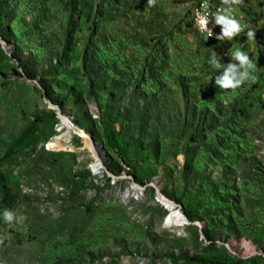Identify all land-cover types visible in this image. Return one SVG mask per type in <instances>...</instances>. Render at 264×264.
Here are the masks:
<instances>
[{"label": "rangeland", "instance_id": "374dc122", "mask_svg": "<svg viewBox=\"0 0 264 264\" xmlns=\"http://www.w3.org/2000/svg\"><path fill=\"white\" fill-rule=\"evenodd\" d=\"M199 1L0 0V264H264V0L224 41ZM236 48L257 80L225 91ZM57 111L89 143L50 145Z\"/></svg>", "mask_w": 264, "mask_h": 264}, {"label": "clouds", "instance_id": "9594fccd", "mask_svg": "<svg viewBox=\"0 0 264 264\" xmlns=\"http://www.w3.org/2000/svg\"><path fill=\"white\" fill-rule=\"evenodd\" d=\"M243 0H220L218 6H216L215 13L209 16L207 13L208 3H202L201 8L205 9L204 12L197 10L195 12V25L201 32H207L208 36H213V31L209 27L210 24L220 27V32L216 33V39L219 41L232 40L239 36L244 31L240 21L232 14L233 6L242 4ZM156 0H147L149 7H154ZM255 32L248 31L247 37L254 38ZM231 62L226 65L220 63V59H217L215 53L209 59V64L214 69H223L221 74L215 77V84L225 91L235 90L241 87L248 81L255 83L257 77L253 75L256 70V63L250 58V56L244 52L241 48H236L231 52ZM3 218L5 222L12 223L16 216L13 211L5 209L3 212ZM3 243V240H0Z\"/></svg>", "mask_w": 264, "mask_h": 264}, {"label": "bare ground", "instance_id": "6f19581e", "mask_svg": "<svg viewBox=\"0 0 264 264\" xmlns=\"http://www.w3.org/2000/svg\"><path fill=\"white\" fill-rule=\"evenodd\" d=\"M207 2H209L208 0H200L195 6H194V9H193V14H194V17H193V20H194V25H195V12L197 11V10H199V11H201V4L202 3H207ZM216 10V7H214L212 4H211V11H215ZM205 10H203V12H204ZM207 11V13L209 14V16L211 17V15H212V12L210 11V10H206ZM196 26V25H195ZM209 27H210V25H209ZM218 27L219 26H214L213 25V27H210L211 29H212V31H213V33L214 34H216V33H218V32H220L219 31V29H218ZM197 28V27H196ZM198 29V28H197ZM216 30H218V31H216ZM198 31L199 32H201L199 29H198ZM202 34H204V35H206V36H208V33L207 32H201ZM209 37V36H208ZM61 119H62V122L63 123H65V125H66V127L68 128V129H64L65 130V132L63 133H61L62 135L61 136H56L55 138H53V141L51 142L50 141V145H55V146H60V144H59V142L60 141H68V138L70 137V133H71V130H73V131H75L77 134H79V135H81L83 138H84V141L86 142V143H89V136L82 130V129H79V128H77V127H75L72 123V127H70L69 126V124H68V121H67V119H66V117H61ZM70 127V128H69ZM72 131V132H73ZM56 134V133H55ZM72 134V133H71ZM61 143V142H60ZM57 148V147H56ZM90 148H91V150L93 151V153H94V155H95V157H96V160H95V162H93V164H92V166L93 167H95L97 164H99L100 163V157L96 154V149H95V147L94 146H90ZM69 149V148H68ZM90 150V149H89ZM98 153V152H97ZM103 163V162H102ZM253 174V173H252ZM133 189H137V186H133ZM140 193V192H139ZM160 199L164 202V204L167 206V208L169 209V214L167 215V217H166V219H167V223H177V222H179L180 220H181V218H182V215H181V212L179 211V210H177V209H174V208H172V202L171 201H169L168 199H166V198H164V197H162V196H160ZM168 226V225H167ZM244 245H246V244H244ZM247 246V245H246ZM246 249H249L248 248V246L246 247ZM246 253H247V251H246Z\"/></svg>", "mask_w": 264, "mask_h": 264}, {"label": "trees", "instance_id": "16d2710c", "mask_svg": "<svg viewBox=\"0 0 264 264\" xmlns=\"http://www.w3.org/2000/svg\"><path fill=\"white\" fill-rule=\"evenodd\" d=\"M5 35H6V33L5 32H3V33H0V36H1V38L2 39H4L5 38ZM79 120H81L80 118H79ZM78 120V121H79ZM29 127V126H28ZM202 264H236V262H227V263H224V262H219V263H210V262H203Z\"/></svg>", "mask_w": 264, "mask_h": 264}, {"label": "built area", "instance_id": "2783aa9c", "mask_svg": "<svg viewBox=\"0 0 264 264\" xmlns=\"http://www.w3.org/2000/svg\"><path fill=\"white\" fill-rule=\"evenodd\" d=\"M207 3L209 4V7L207 8V10L211 11V2H207ZM218 5H219V3H218ZM203 10H205V9L201 8V12H203ZM211 12H212V15L215 13V11H211ZM210 27H213V24H210ZM216 31H218V30H216ZM209 38L210 39H216V36H215V34H213V36H211Z\"/></svg>", "mask_w": 264, "mask_h": 264}, {"label": "water", "instance_id": "95a60500", "mask_svg": "<svg viewBox=\"0 0 264 264\" xmlns=\"http://www.w3.org/2000/svg\"><path fill=\"white\" fill-rule=\"evenodd\" d=\"M57 113L59 114V112H58V111H57ZM59 116H60V118H61V117H65V116H63V115H61V114H59ZM66 119H67V117H66ZM67 121H68V124H69V126H70V127H72V124H71V122H70L68 119H67Z\"/></svg>", "mask_w": 264, "mask_h": 264}]
</instances>
